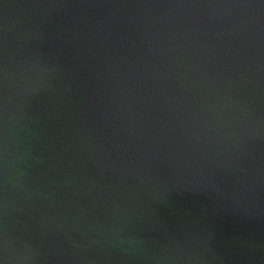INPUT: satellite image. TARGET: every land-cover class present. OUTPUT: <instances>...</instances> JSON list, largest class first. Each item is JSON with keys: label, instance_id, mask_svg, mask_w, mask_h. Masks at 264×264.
Instances as JSON below:
<instances>
[{"label": "water", "instance_id": "obj_1", "mask_svg": "<svg viewBox=\"0 0 264 264\" xmlns=\"http://www.w3.org/2000/svg\"><path fill=\"white\" fill-rule=\"evenodd\" d=\"M0 264H264V0H0Z\"/></svg>", "mask_w": 264, "mask_h": 264}]
</instances>
